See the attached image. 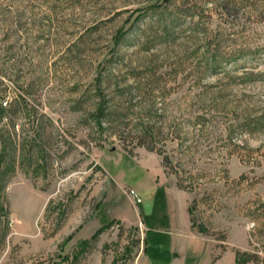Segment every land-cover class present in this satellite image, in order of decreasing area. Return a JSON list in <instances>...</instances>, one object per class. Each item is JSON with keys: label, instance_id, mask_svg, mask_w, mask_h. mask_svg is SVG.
<instances>
[{"label": "rangeland", "instance_id": "1", "mask_svg": "<svg viewBox=\"0 0 264 264\" xmlns=\"http://www.w3.org/2000/svg\"><path fill=\"white\" fill-rule=\"evenodd\" d=\"M3 101L0 264H264V0H0Z\"/></svg>", "mask_w": 264, "mask_h": 264}, {"label": "trees", "instance_id": "2", "mask_svg": "<svg viewBox=\"0 0 264 264\" xmlns=\"http://www.w3.org/2000/svg\"><path fill=\"white\" fill-rule=\"evenodd\" d=\"M224 6V5H223ZM11 111V110H10ZM4 113V108H0V113ZM161 133V128L160 127H154L150 126L148 129L143 128V130L139 133L136 134L135 136H132V142L135 143L137 147H142L148 152H152L155 155L159 156L161 159V167L164 171V173L168 175H173L176 178V187L181 190H187L188 186H182L181 183H179L177 179V172L176 170L171 166V161L168 159V157L163 153L162 148H156L153 142L154 136L159 135ZM5 183L2 182L0 184V190L3 188V185ZM188 215L190 214V209L189 207L187 208ZM191 227L195 229L193 222L190 220ZM196 232L198 233H203V230L201 227H198L195 229ZM247 262H256L255 258L252 255H249L247 253H241L238 251L234 252V263L235 264H245Z\"/></svg>", "mask_w": 264, "mask_h": 264}, {"label": "crops", "instance_id": "3", "mask_svg": "<svg viewBox=\"0 0 264 264\" xmlns=\"http://www.w3.org/2000/svg\"><path fill=\"white\" fill-rule=\"evenodd\" d=\"M179 198L182 199V196L179 195ZM169 212V211H168ZM184 212V213H183ZM171 213V211H170ZM175 212L173 211V214ZM178 218L175 221L174 216L172 214L171 218L175 221H172V225L174 226L175 230H178L181 232L182 235H178L177 233H174L176 236H178L177 240L173 241V245L176 246V244L178 243L179 245H183L185 240L189 241V238H185L184 233L188 227H189V220H188V212H187V204L186 203H179V208H178ZM133 215L135 216L136 213L134 212ZM116 220L119 221H125V218L123 216H120V218H116L113 217ZM129 221H133V219L129 220ZM99 227H97L96 229H98ZM95 229V230H96ZM94 230V231H95ZM93 231V232H94ZM83 239V238H82ZM194 247H197V250L195 249L193 250H189L190 252H186V248H180L178 247H174L175 250H173V252H171V260H170V264H209V256L206 252H204V255L206 254V256H199L198 252L200 250L203 249L202 244L197 243L195 244ZM173 254H176L175 256H173ZM231 259L233 257L234 260V256H230ZM223 259H219L218 262L216 264H224ZM225 262V261H224Z\"/></svg>", "mask_w": 264, "mask_h": 264}, {"label": "built area", "instance_id": "4", "mask_svg": "<svg viewBox=\"0 0 264 264\" xmlns=\"http://www.w3.org/2000/svg\"><path fill=\"white\" fill-rule=\"evenodd\" d=\"M0 107H3V108L6 107V102L3 101L2 103H0ZM124 193L129 198L130 202L133 205H138L140 203V199H139L138 195L132 189L126 188Z\"/></svg>", "mask_w": 264, "mask_h": 264}]
</instances>
